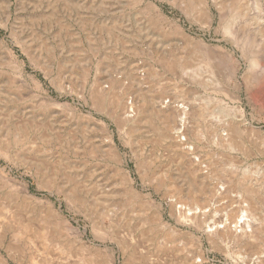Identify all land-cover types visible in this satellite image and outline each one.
Instances as JSON below:
<instances>
[{
    "label": "rangeland",
    "instance_id": "obj_1",
    "mask_svg": "<svg viewBox=\"0 0 264 264\" xmlns=\"http://www.w3.org/2000/svg\"><path fill=\"white\" fill-rule=\"evenodd\" d=\"M197 1L0 0V264H264V80L252 87V49L245 51L235 44L223 27L234 16L235 7L248 18L257 16L255 0H208L211 22L206 21ZM160 12L167 20L160 19ZM260 24L258 27L264 28V22ZM176 25L223 52L217 58L218 75L204 69L201 53L185 50L187 46L174 32ZM257 39L264 44V34ZM170 53L188 55L191 73L176 71L169 63ZM193 70H202L206 82L199 84ZM97 76L106 81V86L108 82L125 85L142 101L158 95L164 102L173 98L181 104L185 94L196 87V100L204 111L214 112L206 116L209 119L201 115L188 120L187 143L194 145V152L202 157V177L195 179L147 119L142 132L129 141L107 115L92 108L90 100L78 97L75 89L83 81L89 87ZM60 83L74 90H61L57 87ZM44 95L60 103H72L79 111L92 112L109 123L139 197H132L128 187L116 180L120 170L108 159L104 145L88 148L84 133L97 132L78 130L64 121L65 117H52ZM220 102L230 108L224 109ZM238 111L251 129L238 137L241 141L234 148L219 146L214 133H226L221 125L236 121ZM153 122L160 126L156 117ZM198 128L205 133L200 139L193 136ZM140 162L159 180L149 184L142 181L137 170ZM89 174L109 178L100 184L81 180ZM71 175H77L78 181L68 180ZM246 183L254 190L252 198L259 207L254 216L262 226H254L258 230L251 238L224 239L216 245L203 231L180 224L172 213L174 204H190L188 196H198L201 204L209 198V188L216 192L224 185V193L210 203L223 206L229 217L231 200L237 193H245ZM94 197L119 204L120 208L112 215L97 212ZM157 213L161 222L154 218ZM53 216L63 220L67 228L56 224ZM163 221L168 224L165 228L159 224ZM256 256L263 261L257 262Z\"/></svg>",
    "mask_w": 264,
    "mask_h": 264
},
{
    "label": "bare ground",
    "instance_id": "obj_2",
    "mask_svg": "<svg viewBox=\"0 0 264 264\" xmlns=\"http://www.w3.org/2000/svg\"><path fill=\"white\" fill-rule=\"evenodd\" d=\"M208 0H198L200 5H202V10H203V15L206 18L207 22H211V15H210V9L208 6ZM220 1V0H219ZM227 1V0H226ZM193 2V1H192ZM234 2V1H233ZM195 3V2H193ZM219 3V2H218ZM236 4V3H235ZM234 4V5H235ZM151 5V4H150ZM155 6V5H154ZM220 7L222 5H219ZM253 6V5H252ZM255 9L257 11V16L253 18H248L245 12H238L237 8L235 7V14L232 16V18L224 25V31L227 33L231 39L235 42V44L239 45L243 50L251 51V68H252V75L250 77V84L255 86L262 83L264 80V44L261 42L258 43L257 36L258 35H263L264 34V28L261 26L258 27V25H261V22H264V1L263 0H255L254 2ZM153 7V6H152ZM251 7V6H250ZM192 8V7H191ZM201 8V7H200ZM218 8V7H217ZM253 8V7H252ZM193 9V8H192ZM155 10V9H154ZM159 11V10H158ZM231 11V10H230ZM255 11V10H253ZM153 12V11H152ZM155 12V11H154ZM157 12V11H156ZM231 13V12H230ZM256 14V13H255ZM160 15V19H166L165 15L163 13H158V16ZM168 22V21H167ZM257 24V25H256ZM257 26V27H256ZM163 28V27H162ZM174 32L178 34L179 38L185 43L186 51L188 49H193V51L199 52L203 57L204 60V69L206 71H209L210 73H213L214 76L218 75L220 73L219 69V64L217 61V58L221 56L223 53L219 48L210 45L209 43L205 42L204 40H196L190 35H188L185 31H183L179 26L174 27ZM227 36V35H226ZM229 40V39H228ZM238 47V46H237ZM185 48V47H184ZM183 48V50H184ZM180 49V48H178ZM182 50V49H181ZM182 53H186L182 51ZM188 53V52H187ZM184 55V54H183ZM166 56V55H165ZM249 56V55H248ZM169 57V56H168ZM167 57V58H168ZM188 55L185 56H176L172 55L170 53V58H169V63L170 65L177 71H182L185 74H189V69H190V62L186 59ZM190 57V56H189ZM250 57V56H249ZM195 59V58H194ZM219 59V58H218ZM36 61V60H35ZM66 62V61H65ZM67 63V62H66ZM202 68V67H200ZM130 70V69H128ZM132 70V69H131ZM196 70V69H194ZM193 70V71H194ZM204 71V72H206ZM131 72V71H130ZM134 72V71H133ZM228 72V71H227ZM181 73V72H180ZM191 73V72H190ZM197 71H194L193 77L198 80V83L202 84L206 82L207 79L202 76V70L201 73ZM208 73V72H207ZM131 74V73H130ZM137 74V73H136ZM64 75V74H63ZM201 75V76H200ZM224 75V74H223ZM249 75V73H248ZM93 76V75H92ZM112 76V75H111ZM127 76V75H126ZM145 76V75H144ZM66 77V76H65ZM137 77V76H136ZM209 77V76H208ZM125 78V77H124ZM133 78V77H132ZM142 78V77H141ZM192 78V77H191ZM207 78V77H206ZM227 78V77H226ZM246 78V77H244ZM110 79V78H109ZM128 79V78H127ZM134 79V78H133ZM209 79V78H208ZM247 79V78H246ZM126 80V79H125ZM130 80V79H129ZM128 80V81H129ZM140 80V79H139ZM193 80V79H192ZM194 81V80H193ZM246 81V80H245ZM79 82V81H78ZM106 82V81H105ZM105 82L101 77H96L94 81L91 82L89 87L87 86L88 82L83 81L80 85L79 88L75 89L77 91L78 97H81L85 99L86 101L90 100L91 101V106L92 108L100 113L107 115L110 120L113 121L115 126L119 129V132L121 135L130 141V137L134 136L137 132L141 131L144 129L143 123H151L153 129H158V135L159 138H161L163 141L167 142L168 145L174 149L176 154L178 155L177 158H179V161H181L184 165L188 166L189 169L191 170L192 175L196 178L202 177V163H201V156L196 154L194 151L196 147L194 145H191L187 143L188 136L186 135L187 130H188V125H189V119L190 118H197V116H207L209 113L210 116H213L214 112H209L207 113L205 108H202V105L200 102H198L196 99V90L197 88H193L196 90H191L188 93L185 94L183 97L185 101L182 99V103H175L172 98V101H167L164 102L162 96L154 95V96H149L150 98L145 99L142 101V98L138 96V94L134 93H129L128 90L129 88H126L125 85L121 84H115V83H110L106 86ZM130 82V81H129ZM136 82V81H135ZM239 82V81H238ZM124 83V82H123ZM195 83V82H194ZM107 84V83H106ZM196 84V83H195ZM211 84V83H210ZM41 85V84H40ZM139 85V84H138ZM205 85V84H204ZM203 85V86H204ZM209 85V84H208ZM243 85V84H242ZM264 85V83H262ZM206 86V85H205ZM239 86V83H238ZM59 89H68V90H74L71 89L70 87L66 88V85L64 83H60L57 86ZM78 87V86H77ZM263 87V86H261ZM260 87V89H261ZM142 88V87H141ZM258 90V88H256ZM142 90V89H141ZM247 90V89H246ZM250 89H248L249 91ZM254 90V89H253ZM263 90V89H262ZM86 91L88 94H86ZM139 91V90H138ZM147 91V90H146ZM150 92V91H149ZM140 93V92H139ZM151 93V92H150ZM184 91L182 92V94ZM231 91L228 93L229 95ZM260 93V92H259ZM132 95L130 97L131 101L128 102V96ZM155 94V93H154ZM254 94V93H252ZM141 95V94H140ZM145 96V95H144ZM176 96V95H175ZM252 96V95H251ZM250 96V97H251ZM254 96V95H253ZM252 96V98H253ZM256 96V95H255ZM181 97V96H180ZM231 97V96H230ZM44 98V104L47 106V109L49 112H51L52 117H59L63 118L65 117L64 121L71 122L72 125H74L75 129L78 130H91V132L96 131L97 133L95 135H92L90 133H87L85 135L84 133V139L85 143L87 144L88 148L93 149L95 148H102L104 145V148H106L107 156L108 159H111L116 163L118 166V169L120 170L116 180L124 184L128 187V193L132 197H139V192L133 187L134 183V178L132 176V173L129 169H126L124 167V162H125V156L122 154V152L119 150L114 134L110 130L109 123H107L103 119L96 118L92 112H87L83 113L79 111V109L72 103H60L55 100H52L45 95L43 96ZM166 98V97H165ZM208 96V100H209ZM241 98V97H240ZM128 99V100H127ZM170 99V98H169ZM42 100V99H41ZM167 100V99H166ZM171 100V99H170ZM212 99H210L211 101ZM215 102L216 100L213 99ZM230 101V100H229ZM233 102V101H232ZM237 102V101H236ZM211 103V102H210ZM234 103V102H233ZM222 104L221 106H224L223 108H230L227 106V104ZM205 106V105H204ZM207 108V107H206ZM233 108V107H232ZM235 109V108H234ZM238 109V108H237ZM230 110V109H229ZM236 110V109H235ZM242 110V109H241ZM64 111H67L68 113L62 114ZM206 113H204V112ZM96 112V113H97ZM240 113V116L238 115L236 121L233 123L231 122H224L223 125H218L222 129L224 128V131L226 133H220V135H216L217 133H214V136L216 137L217 144L221 147L224 148H234L233 146L241 139H238L239 136L242 137V134L244 132L248 133V130L251 129V125H247L244 122L243 114L241 111H238ZM237 112V114H238ZM59 113V115H57ZM149 113V114H148ZM234 113V112H233ZM232 113V114H233ZM147 114V115H146ZM218 114V113H217ZM101 115V114H100ZM151 117V119L148 118ZM235 116V115H234ZM156 117L160 121V126H157L156 123L153 124V118ZM217 116H215L216 118ZM236 117V116H235ZM209 119V117H206ZM205 118V119H206ZM219 118V117H218ZM224 118V117H223ZM226 118V117H225ZM195 119V121H196ZM217 119V118H216ZM227 119V118H226ZM28 120V119H27ZM145 120V122H143ZM218 120V119H217ZM31 121V120H30ZM36 121V120H35ZM221 121V119H220ZM226 121V120H225ZM48 122V121H47ZM153 122V123H152ZM194 122V120H193ZM206 122V121H205ZM209 122V121H208ZM222 122V121H221ZM30 123V122H29ZM40 123V122H39ZM63 123V122H62ZM158 123V122H157ZM223 123V122H222ZM14 124V123H13ZM32 122L30 123V125ZM47 124V123H45ZM212 124V123H211ZM221 124V123H220ZM16 125V124H15ZM69 125V124H68ZM194 125V124H193ZM206 125V124H205ZM50 126V125H49ZM196 126V125H195ZM194 126V127H195ZM201 126V125H200ZM208 126V125H206ZM210 126V125H209ZM214 126V125H212ZM243 126L245 128H243ZM151 127V128H152ZM199 127V126H198ZM209 128V127H208ZM207 128V129H208ZM219 128V129H221ZM55 129V128H54ZM69 129V128H67ZM210 129V128H209ZM218 129V128H217ZM215 128V130H217ZM218 129V130H219ZM45 129H43L44 131ZM50 130V129H49ZM48 130V131H49ZM73 130V129H72ZM71 130V131H72ZM197 131L194 132V135L196 138L200 139L205 135V133L201 130V128L196 129ZM214 130V132H215ZM256 130V129H255ZM194 131V130H192ZM191 131V133H192ZM87 132V131H85ZM92 132V133H93ZM142 132V131H141ZM49 133V132H47ZM58 133V132H56ZM38 134V133H37ZM188 134V133H187ZM41 135V134H40ZM69 135V134H68ZM120 135V136H121ZM55 136V135H54ZM39 137V136H38ZM37 137V138H38ZM47 137V136H46ZM74 137V136H73ZM157 137V136H156ZM184 137V138H182ZM33 138V137H32ZM96 138V139H95ZM121 138V137H120ZM139 138V137H138ZM192 138V137H191ZM44 139V138H43ZM42 139V140H43ZM190 139V137H189ZM158 141V137L156 138ZM160 140V139H159ZM30 141V140H29ZM71 141V140H70ZM74 141V140H73ZM244 141V140H243ZM32 143V142H30ZM126 143V142H125ZM51 144V143H50ZM79 144V143H78ZM35 145V144H34ZM39 145V144H38ZM167 145V144H166ZM67 146V145H66ZM163 146V145H162ZM237 146V145H235ZM134 147V146H132ZM43 148V147H42ZM60 148V147H59ZM87 148V149H88ZM102 149V150H103ZM33 150V149H32ZM134 150V149H133ZM140 150V149H139ZM37 151V149H36ZM45 152V151H44ZM95 152V151H94ZM35 153V152H34ZM175 154V153H174ZM195 155V156H192ZM55 156V155H54ZM144 157V156H143ZM172 157V156H171ZM33 158V157H32ZM44 158V157H43ZM48 158V157H47ZM142 158V157H141ZM152 158V157H151ZM146 159V158H145ZM59 160V159H58ZM137 160V159H136ZM144 160V159H143ZM42 161V160H41ZM40 161V162H41ZM44 161V160H43ZM48 161V160H46ZM45 161V162H46ZM54 161V160H53ZM60 161V160H59ZM142 161V160H141ZM156 161V160H155ZM175 161V160H174ZM49 162V161H48ZM56 162V161H55ZM63 162V161H62ZM145 162V161H144ZM149 162V161H148ZM177 162V161H176ZM47 163V162H46ZM66 163V162H65ZM147 163V162H146ZM178 163V162H177ZM43 164V163H42ZM50 164V163H49ZM124 164V165H123ZM153 166V165H152ZM154 168V167H153ZM43 169V168H42ZM60 169V167H59ZM99 169V168H98ZM161 169V168H160ZM137 170L140 173V178L142 181H147L148 184L150 183L149 181L157 180L158 178L153 175H150L147 173L146 169L144 168L142 162L137 164ZM152 170V168H151ZM154 170V169H153ZM149 171V170H148ZM89 172V171H87ZM108 172V171H107ZM154 172V171H153ZM165 172V171H164ZM189 172V170H188ZM101 173V172H100ZM112 173V171H111ZM155 173V172H154ZM158 173V172H157ZM167 173V172H166ZM78 174V173H77ZM106 174V173H105ZM156 174V173H155ZM209 174V173H208ZM212 174V173H210ZM54 175V174H53ZM68 175V174H67ZM70 175V174H69ZM85 175V174H84ZM97 175V174H96ZM93 175L89 174L82 178V181H89V182H95L100 184L101 181H108V176H104L103 178H99L98 175ZM104 175V174H103ZM102 175V176H103ZM108 175V174H107ZM112 175V174H111ZM168 175V174H167ZM160 176V175H159ZM48 177V176H47ZM192 177V176H191ZM211 177V176H210ZM216 177V176H215ZM54 178V177H53ZM68 180L77 182L78 177L77 175L74 176H68ZM211 179V178H209ZM66 180V179H65ZM80 180V181H81ZM159 180V179H158ZM204 180V179H203ZM81 181V182H82ZM171 181V180H170ZM178 181V180H177ZM249 181V180H248ZM80 182V183H81ZM160 182V181H159ZM157 182V183H159ZM196 182V181H195ZM208 182V181H207ZM258 182V181H257ZM256 182V183H257ZM102 183V182H101ZM106 183V182H105ZM164 183V182H163ZM201 183V182H200ZM244 183V182H243ZM91 184V183H90ZM93 184V183H92ZM170 184V183H169ZM176 184V183H175ZM195 184V183H194ZM191 184V185H194ZM205 184V183H204ZM221 184V183H220ZM247 184V183H246ZM83 185V184H82ZM81 185V187H82ZM97 185V184H96ZM95 185V186H96ZM152 185V184H151ZM165 185V183H164ZM211 185V184H210ZM209 185V186H210ZM248 185V184H247ZM76 186V185H75ZM167 186V184H166ZM176 186V185H174ZM197 185H195V188ZM208 186V185H207ZM212 186V185H211ZM210 186V187H211ZM221 186V185H220ZM243 186V185H242ZM246 186V185H245ZM79 187V186H78ZM171 187V186H169ZM219 187V186H218ZM244 187V186H243ZM249 187V188H248ZM248 187H244L245 193H240L235 196L234 200H231V209L228 207L229 214L231 216H227L225 211V208L223 206L221 207H216L213 204L211 205V200L213 201L215 196L222 195L224 192L223 190H226V187L222 185L215 190H210L208 189V194L209 198H205L201 204L198 202L196 197H191L188 196L190 204H174L173 206V215L177 219V221L180 224L186 225L193 227L197 230L203 231L206 235L207 240L210 243H220L221 240L224 239H231L235 238L237 240H243L252 235V232L258 230V227L254 226L258 224L259 227L260 223H258L257 218L254 216V213L256 210L259 208L257 203L253 201L254 198H252V194H254L253 188H250V185ZM254 187V186H253ZM181 188V187H180ZM82 189V188H81ZM97 189V187H96ZM95 189V190H96ZM99 189V188H98ZM101 189V188H100ZM203 190V188H201ZM228 189V188H227ZM255 189V187H254ZM187 190V189H186ZM190 190V189H189ZM199 190V189H198ZM231 190V188H230ZM242 190V188H241ZM80 191V190H79ZM92 191V190H91ZM168 191V190H167ZM182 191V190H181ZM180 191V192H181ZM196 191V190H195ZM260 191V190H259ZM97 192V191H96ZM104 192V191H103ZM188 192V191H187ZM194 192V190H193ZM197 192V191H196ZM202 192V191H201ZM226 192V191H225ZM257 192V188H256ZM76 193V192H75ZM82 193V192H81ZM99 193V192H98ZM167 193V192H166ZM233 193V192H232ZM96 193L93 194V196ZM109 194V193H108ZM174 194V193H173ZM195 194V193H194ZM261 194V192H260ZM259 194V196H260ZM97 195V194H96ZM168 195V194H166ZM189 195V194H188ZM197 195V194H196ZM228 195V193H227ZM258 195V192H257ZM77 198V195H75ZM74 196V197H75ZM80 196V194H79ZM78 196V197H79ZM169 196H171L169 194ZM178 196V195H175ZM194 196V195H193ZM256 196V195H254ZM262 196V195H261ZM82 197V196H81ZM84 197V196H83ZM82 197V198H83ZM168 197V196H167ZM180 197V196H179ZM206 197V196H204ZM203 197V198H204ZM257 197V196H256ZM92 198V196H91ZM98 198V197H97ZM95 198L93 200L94 208L97 212L103 211L106 212L108 215H112L113 213L116 212L118 208H120L119 204H116L112 202L111 204L102 200V198ZM262 198V197H261ZM127 199V198H126ZM140 199V198H139ZM151 199V198H150ZM179 199V198H178ZM187 199V198H186ZM260 199V198H259ZM76 200V199H75ZM84 200V199H83ZM132 199H130L131 201ZM148 200V199H147ZM176 200V199H174ZM218 200V199H217ZM220 200V199H219ZM225 200V199H224ZM256 200V199H255ZM149 201V200H148ZM153 201V200H152ZM172 201V200H171ZM229 201V200H228ZM227 201V202H228ZM258 201V200H257ZM78 202V201H77ZM82 202V201H81ZM134 202V201H133ZM147 202V201H146ZM208 202V204H207ZM262 202V201H261ZM184 203V202H183ZM128 204V203H127ZM160 204V203H159ZM168 204V203H167ZM208 206H207V205ZM218 204V203H217ZM226 204V203H225ZM172 205V204H171ZM219 205V204H218ZM221 205V204H220ZM171 207V206H170ZM162 208V207H161ZM58 210V209H57ZM143 210V209H142ZM155 210V209H154ZM250 211V214H248L247 211ZM145 211V210H144ZM242 212L241 216H238V212ZM19 213V212H18ZM56 214V213H55ZM163 214V212H162ZM97 215V214H96ZM257 215V214H256ZM259 215V214H258ZM238 216V217H237ZM258 217V216H257ZM55 220L56 224H60L62 227L67 228L65 225L66 223L63 220L58 219L56 216L52 217ZM156 221L161 222V214L157 213ZM260 220V219H258ZM145 221V219H144ZM176 221V222H177ZM164 222V221H163ZM34 223V222H33ZM147 223V222H144ZM139 224V223H138ZM142 224V223H141ZM151 224V223H150ZM164 226H168L166 222L164 224L159 223ZM52 225V224H51ZM170 225V223H169ZM149 227H151L149 225ZM157 227V226H156ZM161 227V226H160ZM171 227V226H170ZM70 228V227H69ZM165 228V227H164ZM178 228V226H177ZM72 229V228H71ZM152 229V228H151ZM162 229V228H161ZM171 229V228H170ZM150 230V229H149ZM164 230V229H163ZM173 231L176 230L175 228L172 229ZM191 230V229H190ZM194 230V229H193ZM261 230V229H260ZM53 231V230H52ZM76 231V230H75ZM179 231V230H178ZM72 232V231H71ZM170 232V231H169ZM172 232V231H171ZM53 233V232H52ZM123 233V232H122ZM175 233V231H174ZM186 233V232H185ZM176 234V233H175ZM174 234V235H175ZM187 234V233H186ZM121 235V234H120ZM123 235V234H122ZM173 235V233H172ZM117 237V236H115ZM119 237V236H118ZM201 237V236H199ZM129 238V237H128ZM131 238V237H130ZM133 238V237H132ZM204 238V237H203ZM251 238V237H250ZM186 239V238H185ZM201 239V238H200ZM131 240V239H130ZM133 240V239H132ZM131 240V241H132ZM173 240V239H172ZM236 240V241H237ZM122 242L121 238L119 239V242ZM128 241V240H127ZM234 241V239H233ZM120 242V243H121ZM247 242V241H246ZM245 242V243H246ZM196 243V242H195ZM240 243V242H239ZM242 243V242H241ZM122 244V243H121ZM130 244V242H129ZM214 244V245H215ZM123 245V244H122ZM125 245V244H124ZM217 245V244H216ZM205 246V245H204ZM130 247V246H129ZM199 247V246H198ZM124 248V246H123ZM126 248V245H125ZM130 249V248H129ZM128 249V250H129ZM136 254V253H135ZM53 255V254H52ZM55 255V254H54ZM97 256V255H96ZM200 256V255H199ZM98 257V256H97ZM131 257V256H130ZM129 257V258H130ZM135 257V256H134ZM133 257V258H134ZM146 258V257H145ZM197 258V256H196ZM257 258V256H256ZM254 258L253 260H255ZM51 259V258H49ZM136 259V258H135ZM148 259V257H147ZM146 259V260H147ZM187 259V258H185ZM200 259V258H199ZM262 259V257H261ZM130 260V259H129ZM111 261V260H110ZM182 261V260H181ZM187 261V260H186ZM190 261V260H189ZM195 261V259H194ZM257 262H261L263 260H260L257 258ZM112 262V261H111ZM132 262V261H131ZM84 263V262H83ZM99 263V262H98ZM252 263V262H251Z\"/></svg>",
    "mask_w": 264,
    "mask_h": 264
}]
</instances>
